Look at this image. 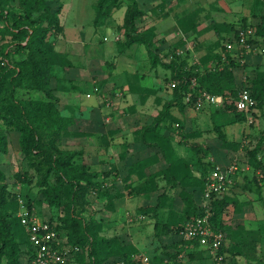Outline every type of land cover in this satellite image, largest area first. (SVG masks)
Returning a JSON list of instances; mask_svg holds the SVG:
<instances>
[{
    "label": "trees",
    "instance_id": "obj_1",
    "mask_svg": "<svg viewBox=\"0 0 264 264\" xmlns=\"http://www.w3.org/2000/svg\"><path fill=\"white\" fill-rule=\"evenodd\" d=\"M50 1L19 0L18 8L11 9L7 7L8 0H0V39L11 42L5 50L3 49V56L0 58V94L4 93L0 97V116L3 118V121L0 122V154L9 152L8 137L4 131L9 128V125L14 124L20 134L19 144L22 151L29 155L43 174L39 180V186L44 188L42 193L51 208L52 221L57 222L58 229L67 238V243L72 247L79 248L67 264H143L142 260L136 257L139 250L134 243L126 242L118 233L108 234L104 217L97 219L98 212L93 210L94 199L87 196L96 194V198H104L106 200L104 206L113 211L116 199L123 197L125 191H121L115 185L105 187V184L98 179L100 173L91 171L89 166L83 163H78L73 153H68L67 156V153L61 151L58 146L64 134V128L73 119L62 114L58 106L59 98L54 94L50 85L52 78L55 77L53 59L55 56L62 57L61 59L64 61L62 60L61 66L73 67L74 63L68 53L58 50L56 43L53 44L49 39L52 33L58 36L64 33L60 16L63 4L60 2L56 9ZM124 4L127 5V10L121 29L122 36H125L126 46H133L136 43L143 44L148 50L152 68L163 65L171 72L170 80L179 81L176 88L170 87L173 91L172 100L164 104L152 123L142 126L138 130L137 140L150 147H156L165 157L167 156L166 146L175 153L176 150L173 146L175 137L172 133L165 134L166 126H162L168 120V129L170 131L177 129L180 134L183 133L184 140L180 143L187 144L196 154L193 163L197 168H190L192 159H185L186 157L181 156L176 165L171 164L165 169H158L144 176L142 174V179L137 184L129 185V194L148 197L159 191L162 181L172 184L174 188H180L178 195L184 203L182 212L177 210L172 193L163 191L157 193L155 203L140 206L133 216L136 218L141 214L152 217L154 219V236L162 242L163 236L175 234L182 237L181 232L185 223L202 214L200 203L206 189L207 177L220 163L219 158L213 156L209 146L189 141L192 134L199 133H196V130L185 133L187 129L184 118L178 119L172 108L178 107L182 116L184 115L185 110L189 108L185 101V93L192 89V79L196 78L198 82L196 92L207 91L225 97L222 107H212L214 114H231L235 120L230 123L246 122V112L237 107L239 91L243 87L244 81L242 86L238 87L235 85L234 77V68L242 64L243 56L239 52L227 51L225 46V42L238 32L236 24L224 32H219L216 41L219 46L216 50L208 53L209 55H201L199 64L193 62L194 51L189 47V42L180 44L181 47L185 46L184 51L179 50L180 47L176 45V49L173 48L175 59L166 64L159 51L153 49V30L155 32V28L139 32L135 26L136 19L144 14L138 0H97L95 5L96 22H101L104 17H111L113 11ZM240 25L239 27L254 29L248 22ZM254 30V36H251L249 41L260 43L259 38H264V14ZM10 47L16 48V52L24 53V57L16 64L9 61V56L12 53L11 49L8 50ZM208 61L212 62L210 66ZM98 83L101 89L106 85L105 81ZM249 83L264 119V71L257 70L255 75H249ZM92 87L93 85L90 86L91 89ZM20 88L40 94L37 97L35 95L20 97L18 95ZM105 104L103 103V105ZM256 116L258 117L257 114ZM174 124H178V127H174ZM213 130L218 133L222 144L231 145L236 151H246L247 165L252 171L244 174L243 191L253 190L252 187L256 184V190L262 194L264 185L260 188L259 186H261L260 180L264 181V128L258 140H250L247 143L229 140L226 125L222 123H214ZM205 155H208L209 158H203ZM150 166L149 160L141 159L132 164L131 170L138 172L139 169ZM182 167L185 168L184 171ZM195 171H200L201 175L195 174ZM257 171L260 172V175L256 173ZM259 176L261 179L258 178ZM51 177H54L55 185H51L49 181ZM4 178L5 174L0 170V232L3 247L6 248L0 254L2 253L7 259V264H28L26 255L31 249L29 234L25 225L17 222L16 218H12V215L4 209L8 202L7 184L1 183ZM107 178L105 180H108ZM237 187L238 185L235 188ZM198 195L201 196L200 202L197 201ZM238 199L237 190L234 189L232 193L214 196L212 200L213 226L224 231L227 235L222 252H228L229 255L224 260L216 261L210 250L202 247L197 241L181 238L173 244V250L163 244V253L151 257V264H163L166 259H169L171 264H184L181 257L183 253H188L190 260L202 257L207 253L213 264H237L240 255L245 256L252 264H264V255L256 256L259 244L264 238V228L260 226L258 229H249L244 233L241 225L234 229L230 222L224 218L228 214L227 209L232 205L234 212L242 213L247 212L251 207V200L239 201ZM18 227L20 229L19 236ZM228 239L229 242H227ZM112 258L115 262H112Z\"/></svg>",
    "mask_w": 264,
    "mask_h": 264
},
{
    "label": "rangeland",
    "instance_id": "obj_2",
    "mask_svg": "<svg viewBox=\"0 0 264 264\" xmlns=\"http://www.w3.org/2000/svg\"><path fill=\"white\" fill-rule=\"evenodd\" d=\"M64 1L67 3L63 13L61 10L62 15L60 13V16L65 24L68 37L76 36L78 29L86 33L96 29L97 25L93 24V20L95 11L97 13L95 7L97 0H51L50 3L57 9L59 3L63 4ZM138 2L144 14L136 19L135 26L139 32L155 28V32L153 30L154 48H152L159 51L166 64L173 62L175 59L173 48L176 49V45L180 47L179 50L184 51L185 46L181 47L182 43L190 42L193 45L190 48L194 53L204 56L216 50L219 46L216 42L219 32H224L232 25L243 24L248 21L256 29L261 21V16L264 14V0H138ZM8 3L7 7L11 9L19 6V0H8ZM116 16L115 18H104L101 25H104L105 21L112 26L107 28H105L106 25H104V28L103 26L101 28L97 27L96 32L90 36L94 41L93 47L76 46L70 48L75 52V60H81L85 69L75 70V66H61L64 60L61 59L62 57L55 56V59H53L55 62V77L52 78L50 85L54 90V94L59 98L58 106L62 114L73 119L64 128V134L58 144L61 151H65L67 156L68 153H73L78 163H83L89 166L91 171L100 173L98 179L105 184V187L115 185L121 191H125L123 197L116 199L113 211L104 206L106 201L104 198H96V194H93V196L91 194L87 195L94 199L93 210L96 213L98 212L96 214L97 219L104 217L106 222L113 221L114 229L112 228L108 232L110 235L118 233L126 242L130 243H134L132 239L136 240L137 238L145 242L146 239L153 236L150 228L152 221L149 217L145 219L138 217L139 219L131 221V213L142 205L155 203L157 193L163 191L169 194L172 193L177 210L182 212L184 203L178 195L180 188H174L172 184L162 181L157 193L149 197L141 195L136 198L128 197L131 195L128 193L129 185L137 184L142 179V174L144 176L158 169H165L171 164L176 165L182 155L186 157L185 159H189L190 156L186 153L185 149L188 147L186 144H183V150L178 149L179 145L173 143L175 153L166 146L167 156L165 157L156 147H150L146 143L137 140L139 137L138 130L142 126L152 123L164 104L172 100L173 91L169 86L171 72L163 65H159L157 70L149 68V63H147L150 60L148 50L143 44L136 43L133 46H126L125 36L117 39L123 31L121 27H116L118 24H114V19L117 23L123 20L122 14ZM62 36L63 33L59 36L52 33L49 39L53 44L56 43L60 51L68 50V45L64 43ZM259 40L263 45L264 38H259ZM10 43V40L0 39V58L3 56V49L5 50ZM9 49L12 52L9 56L11 63L16 64L24 57V53L15 51L16 48L10 47ZM252 53L256 54L257 52ZM250 58L245 53L241 58L242 64L234 68L235 85L238 87L242 86L246 71L251 69L249 67L253 62H250ZM90 60L92 61L91 65H88L87 63ZM211 64L212 62L208 61V65ZM87 66L88 73L85 71ZM254 71L257 70L254 69ZM88 81L97 85H99L98 82L105 81L104 88L125 90V95L120 98L115 97L116 104L111 108L107 107L103 105L102 95L93 93L90 97L87 95L89 91L92 92V89L86 88L85 90L84 84L86 83L83 82ZM18 91L20 97L29 95L37 97L40 94L34 91L28 92L22 88ZM107 92H109L108 89ZM3 95L4 93H1L0 97ZM212 107L207 105L202 111L192 109V113H189L187 117L181 116V113L179 114L178 107L172 108V111L178 119L184 118L186 129L193 130V132L196 130V133H199L192 134L191 138L200 137L199 140L205 146L211 148L213 156L219 158V165L225 167L235 160L241 162L240 165L244 169L240 171L243 173L238 178V189L240 191L239 196H242L244 195L242 192L244 174L252 171L246 169L248 160L246 151L238 153L231 145L222 144L217 135L218 133L213 130L214 123L227 125L235 119L234 116L227 113L214 114ZM1 121H3V118L0 116ZM165 122L162 124L163 127L166 126L165 134L172 133L178 142L184 140L183 133L180 134L177 129L170 131L167 127L169 121ZM12 125H9V128L4 131L8 137L9 152L0 154V170L5 174V178L1 183H6L8 188V202L5 204L4 209L12 215V218H16L17 222L19 221L24 225L20 216L22 211L21 200L30 210L35 209L42 217H51L52 212L42 193L44 188L39 186V180L43 177V174L29 155L22 151L18 137H14V135L19 134V131L14 124ZM174 127H178V124H174ZM188 149V151L191 150L190 147ZM194 158H196V155L190 157L192 159L190 168H197L193 163ZM203 158L208 159L209 156L205 155ZM141 159L149 160L151 166L139 169L142 173L139 171L132 172V164ZM182 170L184 171L185 168L182 167ZM256 173L260 175V172L257 171ZM106 178L108 180H105ZM258 178L261 179L260 176ZM49 181L51 185L56 184L54 177L49 178ZM260 183L259 188L264 185L261 180ZM252 189L246 190V192L256 199L257 213L254 211L255 214L250 213L248 216L251 218L263 216L264 218V193L259 192L261 194V198H259L256 184ZM197 201H201L200 195L197 196ZM249 210L250 208L247 212L251 211ZM236 217H241V215ZM234 221L237 223V218ZM261 222L260 226L264 228V219ZM150 232L151 234H149ZM19 234L20 229L18 227V236ZM181 238V236L173 234L163 236L162 242L155 239L151 242H145L147 246L144 247L143 245L144 248H138L139 251L136 257L139 260H141V255L151 258L153 255L160 253L158 251L163 248V244L173 250V244ZM2 241L0 232V252L3 253L6 248L3 247ZM2 253L0 254V264H7V259ZM114 259L112 262H115Z\"/></svg>",
    "mask_w": 264,
    "mask_h": 264
},
{
    "label": "built area",
    "instance_id": "obj_3",
    "mask_svg": "<svg viewBox=\"0 0 264 264\" xmlns=\"http://www.w3.org/2000/svg\"><path fill=\"white\" fill-rule=\"evenodd\" d=\"M255 30L252 27H238L236 35L232 36L225 42L227 51L239 52L242 56L245 53L258 52L260 45L249 41ZM120 37L118 36L117 39ZM194 63L199 64L200 58L195 55ZM242 62V60H241ZM5 63V62H3ZM244 85L239 91L237 99V107L239 110L246 112L247 123L253 125L257 121L258 101L252 94L251 85L249 83V74L243 76ZM179 85V81L171 79L169 86L174 89ZM198 82L196 78L192 79L191 90L185 93V101L189 108L195 111H202L207 105L213 107H222L225 103V97L221 94H212L207 91L196 92ZM107 89L109 92H107ZM92 92H88V96L99 94L103 97V102L107 107H113L116 102L115 97L120 98L125 95L124 91L112 88L101 89L96 83L92 87ZM256 113V114H254ZM246 139L244 143H247ZM241 162L235 160L228 166L217 164L216 167L209 173L207 177L206 189L202 194L200 203L202 214L188 220L184 229L181 232L182 238L189 241H197L202 247L210 250L213 258L221 262L229 253L222 252V246L226 241L227 235L224 231L216 229L212 223L213 208L212 200L214 196H220L224 193H232L235 187L239 184L238 178L241 167ZM246 169L251 170L247 165ZM22 211L20 216L29 234L31 249L26 255V263L28 264H67L73 258L74 252L78 247H72L67 242L66 236L58 229L57 222L52 221V217L40 216L35 209H29L23 200H21ZM133 218V217H132ZM143 264H151L149 256L141 255ZM163 264H171L169 259H166Z\"/></svg>",
    "mask_w": 264,
    "mask_h": 264
},
{
    "label": "crops",
    "instance_id": "obj_4",
    "mask_svg": "<svg viewBox=\"0 0 264 264\" xmlns=\"http://www.w3.org/2000/svg\"><path fill=\"white\" fill-rule=\"evenodd\" d=\"M66 3L67 2L64 1L62 13H63V11L65 9V4ZM126 10H127V5L124 4L119 9H116V10L113 11L111 17H114L115 18L116 15L121 16V14H122V20H123L122 22L120 21V22L117 23L115 21V19H114V24L115 23L118 24V25L115 24L117 28H119V27H121L123 25ZM62 13H61V15H62ZM96 17H97V13L95 11V18L93 20L94 21L93 24H96L97 27H100L101 28L103 26V28H104V25H106L105 28H107V27H111L112 26V25H110V23L108 24L105 21H104L105 24L104 25H101V24H103V22H102L103 19L106 18V17H104L101 20V22H99V23L96 22ZM61 21H62V19H61ZM248 23H250V21H248ZM62 24L64 26V33H63L62 38L64 39V43H66V45H68V48H69L68 50H62V51L68 53L70 59L74 63L73 66L76 67L75 70L85 69L82 66L83 62L81 63V60H75V58H74L75 57V52H73V50H70V48L71 47H76V46L83 47V48H89V47L91 48V47H93L94 46L93 45L94 44V41H93L92 37H90V36H92L96 32V30H97L96 25H95L96 29L93 30L92 32L90 31V32L86 33L84 31H82L81 29H78L79 31H78V34H76V36H74V37H68L66 35V27H65V24H64L63 21H62ZM239 26H241V25L238 24V27ZM87 34H89V35L86 36ZM118 36L121 37L122 34H119ZM258 44L260 45V49H259V51L256 54H253L252 52L247 53V55L251 57L250 58L251 59L250 62H253V63H251V67H249V69L251 68L252 70L250 69L249 71H246L249 75H255L254 69L264 71V49H263L264 48V44L263 45L261 43H258ZM56 47L58 49V46L57 45H56ZM189 47H193V45L190 43ZM195 55L196 54L194 53V57H195ZM197 56L200 57V55H197ZM92 60H94V58H92ZM91 62L92 61L90 60L89 63H87V64L88 65H91ZM147 63H149V68H152L151 61L149 60ZM78 66H80V67H78ZM154 69L157 70V68H154ZM85 71H87V73L89 72L88 66H87V68H86ZM83 83H86V84H84V86L85 85L87 86V87L85 86L86 88H90V86H92V85L94 86V84H95L94 82H91V81L83 82ZM90 83H91V85H90ZM174 111H176V110H174ZM192 111L193 110L191 108H187L185 110V113H184L183 116H186L187 117L189 115V113H192ZM180 113L181 112L179 111V114ZM261 115H262V112L260 111V113H259V115L257 117V121H256V123L253 126L249 125L247 122H235V123L227 124L226 125V132H227V135H228V139L229 140H233V141H238V142H241V141L243 142L246 139L248 141H250V140H253V141L258 140L259 137H260V133H261L262 129L264 128V119L262 118ZM181 116H182V114H181ZM192 118H194V117H192ZM194 119L197 120L196 118H194ZM190 131H193V130H188L187 129V132H190ZM19 135L20 134H18V135L16 134V135H14V137L16 136V138L18 137V139H19ZM199 138H198V136L197 137H193V138H190V141L191 142H200V143H202V141L199 140ZM174 143L176 145H179L178 149H183L184 150L183 144H181L180 142H178L176 140V138H174ZM202 144L205 145L204 143H202ZM188 147H186V149H185L186 150V153L192 158L196 154L192 150L188 151L189 150ZM238 153H241V151H238ZM182 156H184V155H182ZM190 157H188V158H190ZM195 174L201 175L200 171H195ZM263 183H264V181H263ZM238 187L236 188V190H237V194L239 196V192L240 191H239ZM262 188H263V193H264V186ZM178 189H179V187H178ZM242 192L244 193V195L239 196V199L238 200L239 201H246L248 199L251 200L252 201V205L250 207V210L251 211L249 210L250 212H245V213H242V212H234V206L232 205V206H230L227 209V213L228 214H226L224 218L227 221L230 222V224L233 226L234 229H236L239 225H241L243 227L242 230L245 233V231H247L249 229L250 230H252V229H258L260 227V224L262 223L261 220H263L264 218H263V216H259V217H255V218H251V217L248 216V214H250V213H254V214H255V212L257 213L256 199L253 196H251V195L249 196L246 191L245 192L243 191V185H242ZM251 194L253 195V193H251ZM140 196L130 195L128 197H136L137 198V197H140ZM144 196H146V195H144ZM258 197L261 198V194L259 193V191H258ZM138 208H137V210H138ZM137 210L134 211V212H132L131 215H130V217H133L134 214L137 213ZM116 215H117V213H116ZM239 215H241V217H236V216H239ZM138 217H140V219H145V218L149 217L150 218V221H152V224H151L150 228L152 230L151 232L153 233V236L150 239L147 237L148 239H146L145 242L146 243L148 241L151 242L152 240L154 241V239L158 241V239L155 238V236H154V219L152 217L148 216V215H141V214ZM138 217H136V218H134V217L133 218H130V220L131 221H134L135 219H139ZM236 218H237V223H235V221H234ZM106 228H107L108 231H111L112 230V228H113V221L112 220H111V222H106ZM151 232L149 234H151ZM132 240L134 241V244L138 248H142L143 245H144V247L147 246L146 243L143 242L144 240H142L140 238H137L136 240H134V239H132ZM227 242H229V239H228ZM158 252H160L159 254H162L163 253V249L159 250ZM261 255H264V238L260 242L259 248H258V252L256 253V256H261ZM181 257H182V262H184V264H213L210 256L207 253L204 256H202V257H196V259H194V260H190L188 253H186V254L183 253L181 255ZM237 264H252V262H250L245 256H241L240 255L238 257V263Z\"/></svg>",
    "mask_w": 264,
    "mask_h": 264
}]
</instances>
